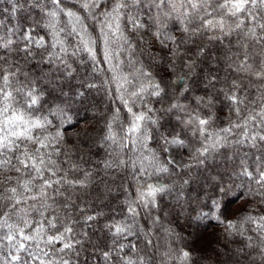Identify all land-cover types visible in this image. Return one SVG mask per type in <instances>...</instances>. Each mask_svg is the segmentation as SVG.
<instances>
[{"label": "snow or ice", "instance_id": "6c2138e0", "mask_svg": "<svg viewBox=\"0 0 264 264\" xmlns=\"http://www.w3.org/2000/svg\"><path fill=\"white\" fill-rule=\"evenodd\" d=\"M0 5V264H192L184 218L264 264V0ZM101 94V131L77 132ZM234 188L255 210L222 219Z\"/></svg>", "mask_w": 264, "mask_h": 264}, {"label": "trees", "instance_id": "16d2710c", "mask_svg": "<svg viewBox=\"0 0 264 264\" xmlns=\"http://www.w3.org/2000/svg\"><path fill=\"white\" fill-rule=\"evenodd\" d=\"M7 6V5H0V7ZM73 10H77L78 8L73 4L66 5ZM83 14V13H81ZM91 30V28H90ZM95 35V33H93ZM97 52L99 55V46H97ZM103 63V61H101ZM99 82V81H97ZM94 100L100 101L101 103L98 104L97 108L94 111L89 112H82L81 116H88V119L80 124L79 128L76 129L77 132H80L83 129H87L90 133H98L101 131L99 125L103 121V117L98 116V113L104 111L103 104H107V108L110 111L113 107V104L110 100H107L101 96L94 97ZM115 107H121L118 103ZM121 113L123 115L124 110L121 107ZM218 116H223L224 113L219 112L217 110ZM164 123L168 125L169 130L176 126V121L171 117H165ZM179 130V129H178ZM189 135V139L187 141L189 148L194 147L192 143V139L190 137V133L187 130L181 131V135ZM69 136L73 135L72 132L68 133ZM150 147L154 148L158 155L161 157V160H164V154L160 152L159 147L153 142L149 145ZM184 150V149H183ZM185 151V150H184ZM186 152V151H185ZM187 153V152H186ZM188 154V153H187ZM199 169H189L190 174L193 176L194 179H197L199 174ZM211 175H215V173H210ZM183 175V172H181ZM179 179V177H175ZM187 178V177H185ZM202 182V181H201ZM196 191H200V184L197 183L195 185ZM192 190L191 186L185 189V195ZM204 191L209 195H213L212 192V185H208ZM241 191L240 188H234L231 195L225 196L222 198L221 201V218L226 220L235 221L240 217L242 214H246L249 212L250 208V200L249 198L242 197L239 200H236L235 197ZM195 195V193H194ZM171 197H169V200ZM226 205V208H225ZM171 216V211L169 212ZM188 221L186 218L181 219L179 223L173 220V226L175 227L176 232L179 234V239L172 245L173 248H181L192 252L193 254V262L192 264H235L234 260L229 259L231 255V250L242 247L243 246V238L236 237V236H227L224 230V226L214 221H210L202 226H200L201 234L196 239H190L187 235L188 231ZM224 252L225 255H219V252ZM172 264H178L177 261H173Z\"/></svg>", "mask_w": 264, "mask_h": 264}, {"label": "rangeland", "instance_id": "374dc122", "mask_svg": "<svg viewBox=\"0 0 264 264\" xmlns=\"http://www.w3.org/2000/svg\"><path fill=\"white\" fill-rule=\"evenodd\" d=\"M169 159H171L173 161V163H175L177 165V167H179L180 169H183V166L186 163L191 162L190 158H189V154H187L183 149H181L178 154L172 153L169 156ZM249 204H250L249 212H254L255 206L252 204L251 201L249 202ZM260 211H261V213H264V208H261ZM208 222H210V221L205 220L201 223L200 226H202ZM200 226L197 227L196 224L193 223V225L188 228L187 235H188V237H190V239H196L200 236V234H201Z\"/></svg>", "mask_w": 264, "mask_h": 264}]
</instances>
